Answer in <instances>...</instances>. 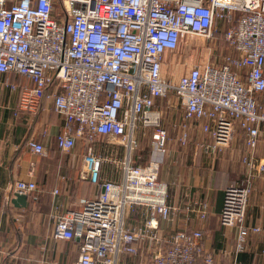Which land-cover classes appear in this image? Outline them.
I'll return each mask as SVG.
<instances>
[{
  "label": "built area",
  "instance_id": "obj_1",
  "mask_svg": "<svg viewBox=\"0 0 264 264\" xmlns=\"http://www.w3.org/2000/svg\"><path fill=\"white\" fill-rule=\"evenodd\" d=\"M57 1L56 8L55 0H0V76L7 75L0 81L16 95L13 114L36 113L48 99L62 119L58 149H80L81 173L98 189L75 207L49 212L51 237L78 239L72 264H136L140 243L149 253L146 264H222L205 248L200 229L162 233L175 207L158 174L168 134L156 100L166 99L170 110L182 105L175 124L181 146L193 142L215 156L229 147L236 126L242 130L244 177L224 188L218 215L223 226L236 229L235 251L242 250L260 229L246 214L253 181L264 174L256 154L264 125L258 99L264 93V0ZM220 29L228 51L219 62L195 61L177 79L162 75L167 54L181 41L201 36L217 49ZM11 74L25 81H11ZM196 128L199 139L191 137ZM145 134L150 153L140 164L133 152ZM102 137L116 139L111 148L121 147L120 158L110 162ZM25 145L46 153L34 138ZM13 188L30 196L36 184L19 179ZM192 205L199 219L207 216L206 200Z\"/></svg>",
  "mask_w": 264,
  "mask_h": 264
},
{
  "label": "crops",
  "instance_id": "obj_2",
  "mask_svg": "<svg viewBox=\"0 0 264 264\" xmlns=\"http://www.w3.org/2000/svg\"><path fill=\"white\" fill-rule=\"evenodd\" d=\"M8 79L25 81L18 75H8ZM258 99L264 101V93ZM15 101V93L0 81V264H72L78 253V239L54 240L49 212L75 207L80 197L94 195L98 189L81 173L80 149L65 153L56 147L55 134L62 128V119L52 110L51 102L45 99L36 113L22 111L14 115ZM156 102L163 107L168 134L167 154L158 174L167 184L168 202L175 207L172 220L162 223V233L167 235L175 228H198L204 235L205 248L216 261L264 264V174L253 181L246 214L247 223L260 229L249 234L242 250L235 251L236 229L223 226L218 217L224 188L244 177V140L239 126L235 127L229 147L213 156L195 148L193 142L185 147L177 143L175 124L181 118L182 105L170 110L166 99L157 98ZM202 136L197 128L192 131L193 139ZM28 138L44 143L46 153H32L25 145ZM111 147L108 145L106 151L113 153ZM256 154L264 161V125ZM135 155L136 163L148 162L149 155L144 161ZM19 179L36 184L25 206L12 202L16 193L13 184ZM199 199L209 205L204 219L189 209ZM139 251L134 257L136 264H146L149 253L145 243H140ZM127 258L131 259L129 255Z\"/></svg>",
  "mask_w": 264,
  "mask_h": 264
},
{
  "label": "rangeland",
  "instance_id": "obj_3",
  "mask_svg": "<svg viewBox=\"0 0 264 264\" xmlns=\"http://www.w3.org/2000/svg\"><path fill=\"white\" fill-rule=\"evenodd\" d=\"M222 52V51H221ZM210 59L216 62L220 61V53L214 46L213 42L204 39L201 36H191L180 42L178 49L174 53H168L164 63L162 64V75L177 79L183 74L186 69L195 61H204ZM171 115V114H170ZM103 143L112 145L115 147L116 139L102 137ZM106 152H104L105 154ZM150 153V136L149 134L140 135L139 143L133 154L140 157L141 161H144ZM107 156L110 162L113 159L120 158L122 156L121 147L117 153H110L107 151Z\"/></svg>",
  "mask_w": 264,
  "mask_h": 264
},
{
  "label": "trees",
  "instance_id": "obj_4",
  "mask_svg": "<svg viewBox=\"0 0 264 264\" xmlns=\"http://www.w3.org/2000/svg\"><path fill=\"white\" fill-rule=\"evenodd\" d=\"M55 5L56 8L59 6V2L57 0H55ZM217 38V44H218V53H226L228 51V47L225 46L224 42H223V38H222V31L220 29V31L215 35ZM222 51V52H221ZM11 76H15L14 74H11ZM12 81V80H11ZM241 130V129H240ZM242 133V137H243V132L241 130ZM57 147V146H56ZM58 148V147H57ZM136 156V155H135ZM239 180V179H238Z\"/></svg>",
  "mask_w": 264,
  "mask_h": 264
},
{
  "label": "water",
  "instance_id": "obj_5",
  "mask_svg": "<svg viewBox=\"0 0 264 264\" xmlns=\"http://www.w3.org/2000/svg\"><path fill=\"white\" fill-rule=\"evenodd\" d=\"M26 201H27V195L21 194V193H15L14 194V198L12 199V202L16 206H18V205L25 206L26 205Z\"/></svg>",
  "mask_w": 264,
  "mask_h": 264
}]
</instances>
